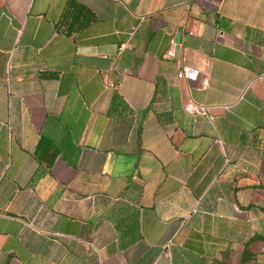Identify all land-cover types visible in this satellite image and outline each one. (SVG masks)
<instances>
[{"label":"crops","instance_id":"0c3cea01","mask_svg":"<svg viewBox=\"0 0 264 264\" xmlns=\"http://www.w3.org/2000/svg\"><path fill=\"white\" fill-rule=\"evenodd\" d=\"M262 237L264 0H0V264H264Z\"/></svg>","mask_w":264,"mask_h":264},{"label":"built area","instance_id":"2783aa9c","mask_svg":"<svg viewBox=\"0 0 264 264\" xmlns=\"http://www.w3.org/2000/svg\"><path fill=\"white\" fill-rule=\"evenodd\" d=\"M171 54V53H170ZM183 74H179V77H182ZM207 83V82H205ZM186 110L193 115H198V116H203L206 117L208 119H214V117L212 116V114H210L208 108L204 107V106H199L193 103H190L186 106Z\"/></svg>","mask_w":264,"mask_h":264},{"label":"trees","instance_id":"16d2710c","mask_svg":"<svg viewBox=\"0 0 264 264\" xmlns=\"http://www.w3.org/2000/svg\"><path fill=\"white\" fill-rule=\"evenodd\" d=\"M264 237H262L261 239H263Z\"/></svg>","mask_w":264,"mask_h":264}]
</instances>
